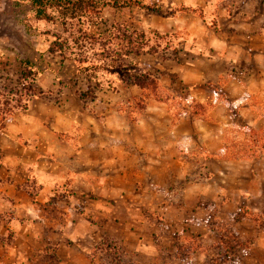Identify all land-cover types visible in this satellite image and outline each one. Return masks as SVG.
<instances>
[{
    "label": "crops",
    "instance_id": "0c3cea01",
    "mask_svg": "<svg viewBox=\"0 0 264 264\" xmlns=\"http://www.w3.org/2000/svg\"><path fill=\"white\" fill-rule=\"evenodd\" d=\"M215 1L179 0L159 29L187 33L171 72L204 112L186 102L176 114L154 97L140 111L130 100L143 90L123 80L111 91L119 104L99 97L84 108L68 89L59 104L31 98L6 124L0 264H93L104 240L131 257L163 248L174 264H204L202 247L193 258L181 247H211L215 219L264 212V151L233 154L225 140L227 127L264 129V9L216 6L211 27L203 16ZM233 224L253 241L245 255L263 256L264 229L248 218Z\"/></svg>",
    "mask_w": 264,
    "mask_h": 264
},
{
    "label": "rangeland",
    "instance_id": "374dc122",
    "mask_svg": "<svg viewBox=\"0 0 264 264\" xmlns=\"http://www.w3.org/2000/svg\"><path fill=\"white\" fill-rule=\"evenodd\" d=\"M108 1L123 3L126 0ZM138 1L159 5L161 13L134 6L128 8L108 6L96 16L55 12L58 20L51 24L34 18L30 0H0V90L5 91L6 88L7 93L12 90L14 92L12 97L15 100L21 99L19 95H15V92L17 89H21L23 82H30L29 79L26 82L24 73L32 72V75L36 76L35 86L44 92L38 97L59 104L62 101L63 92L69 89L84 108H89L93 106L96 99L99 100V97H102L105 102L121 103L117 99L118 95L112 94V92H120L123 80L129 83L128 81L137 76L150 74L159 83L156 96L167 102L171 109L177 112L176 114H179L187 106L186 102L192 105L196 111L204 112L203 106L198 107L195 105L197 103L195 100L187 98L186 88L177 85L178 78L174 82L172 80L174 74L171 72V67L178 60L180 52L184 51V40L187 38V33L183 30L159 31V29L171 24L166 18L175 13L176 10H182L177 4L179 0ZM162 1L165 5L161 3ZM245 4H250L253 8L264 9V0H217L210 5L209 12L203 14L204 20L207 25L212 27L215 25L216 6L240 9L246 7ZM189 11V15L185 16L184 19L192 22L195 17L192 13L194 10L190 9ZM200 12L198 9L197 16ZM134 31L146 34L148 46L143 51L150 53L130 54L120 61L124 65L121 70L111 68V65L115 64H112L111 58H107L106 53L109 52L111 55H115V51L125 53L126 49L123 46H126L127 43L123 40L122 35L124 32L132 34ZM133 37L137 36L134 34ZM189 40L192 41V39ZM55 43L61 44L63 49L61 51L57 49L55 54H51L50 48L53 46L57 48ZM104 50L107 52L103 53ZM79 57L87 58L88 61L95 63H105L103 65L105 69L79 74L75 62ZM26 59L32 61L35 66L31 69L23 66L21 61ZM129 84L132 85L133 83L130 82ZM152 97L155 98V95L150 98ZM22 99L25 101V97L22 96ZM122 102L125 107L130 105L126 101ZM130 102L131 104L136 102L137 109L140 111L145 108L144 105L139 106L137 101L130 100ZM225 131L228 138L225 139L227 147L231 149L233 154L247 153L248 156H251L256 153L260 155L263 152L258 141H261L260 138H264V129L256 130L252 134L248 129L233 126L225 128ZM2 132L3 130L0 131V136ZM2 157L3 153L0 149V167ZM1 180L0 178V183ZM243 211L251 212L245 208ZM242 214L243 212H239L230 216L228 220L221 217L219 222L215 219L213 226L217 233L214 244L209 247V244L204 242H201L200 245L197 242H190L192 244H187V252H185L186 254L183 253L184 256L188 255L193 258L191 252H195L200 247L207 254L201 256L204 264H208L210 259L218 258L223 250L217 248V243L223 241L222 244H226V239L230 235L229 232L236 235L234 228L231 227L234 225L233 221ZM254 215L257 219H263L262 214L254 213ZM217 217L215 214L214 218ZM223 237L224 240H222ZM242 241L250 245L253 242L249 239ZM245 254L246 249L241 250L236 257L237 264H264V255L259 258L256 256L249 257ZM201 257H198V260ZM113 260L112 255L106 254L105 251H99L95 253L93 264H113ZM127 260H133L139 264H174L176 258L170 251L161 248L157 257L144 256L141 259L131 257ZM188 262L190 263V261Z\"/></svg>",
    "mask_w": 264,
    "mask_h": 264
},
{
    "label": "trees",
    "instance_id": "16d2710c",
    "mask_svg": "<svg viewBox=\"0 0 264 264\" xmlns=\"http://www.w3.org/2000/svg\"><path fill=\"white\" fill-rule=\"evenodd\" d=\"M32 5V11L34 13V18L38 21H44L46 23L54 24L58 20L55 16V12H61L64 14L74 15L76 13L81 14V16L86 15H99L103 9H105L108 6H114L116 8H128V7H137L140 9L149 10L156 13H161V7L159 5H151L149 3H142L138 0H126L123 3H120L119 1H108V0H30ZM135 34L137 37H133ZM132 34H127L126 32L123 33L122 37L123 40L127 43L126 46H123L126 51L125 53H122V51L119 53L115 51V55H111L107 51H103V53H106L107 58H111L113 61L111 65V68L115 69H122L124 65L120 62L123 57H127L130 54H137V55H143L146 53H150L149 51H143L145 50V47L148 46V40L145 33H139L137 31H134ZM123 41V42H124ZM57 45V48H50V53L55 54L56 50H62L63 47L59 43H55ZM63 56V55H62ZM77 64V71L79 74H85L89 71L93 70H100L105 69L101 63H95L93 61H88L87 58H77L75 60ZM21 64L28 68H33L35 65L32 61L29 59L22 60ZM132 67V66H131ZM25 80L27 82V79H29V83H22L21 89H17L15 92V95H19V97L22 96L25 97V101L23 99H17L15 100L14 97H12V94L14 93L12 90L7 93L6 88L5 91L0 90V131L3 130L7 124V122L15 115L16 111L25 110L28 107L29 100L33 97H38L44 94L42 90H39L35 86L36 82V76L32 75V72H29L28 74L24 73ZM177 76L174 74L172 75L173 82L176 81ZM129 83L132 82L133 84L137 85L143 90V95L136 99L139 106H146L147 100L152 96L155 95V98L158 100L160 99L157 95L159 90V83L156 79H154L150 74H143L141 76H137L135 79L128 81ZM188 98V97H187ZM15 101V103H14ZM198 107H201L199 103L195 104ZM252 134L255 133L254 130L251 131ZM258 141L261 144V149L264 151V138H260ZM258 154V153H256ZM243 214L235 219L240 220L241 218H249L252 222H254L257 226H259L261 229H264V212L262 213V218H255L254 213H247L244 212L243 209L241 210ZM259 217V216H258ZM226 244H222L223 241H219L217 243V248L223 250L218 255V258L210 259L208 264H237L236 263V257L239 255L241 250L247 249L250 247V244L244 243L242 238H240L237 234L233 235L232 233H228ZM225 238L223 237L222 240ZM158 242V241H157ZM192 242V241H191ZM192 244V243H190ZM187 247H181V251L186 254ZM196 249V248H195ZM97 252H104L106 254H110L113 256V264H139L138 262H135L133 260L128 261V258H131L126 251L123 249V247L114 241L111 240H104L99 247L96 250ZM196 251V250H195ZM182 258H184V255H181ZM180 256V257H181ZM188 256V255H187ZM185 256V257H187ZM133 257H138L137 255H134ZM94 262V258H93ZM190 264V263H189Z\"/></svg>",
    "mask_w": 264,
    "mask_h": 264
}]
</instances>
